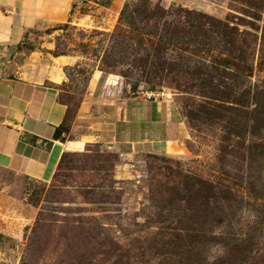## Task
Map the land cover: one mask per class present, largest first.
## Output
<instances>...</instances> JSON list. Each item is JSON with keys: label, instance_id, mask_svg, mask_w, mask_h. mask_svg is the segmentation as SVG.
I'll use <instances>...</instances> for the list:
<instances>
[{"label": "rangeland", "instance_id": "1", "mask_svg": "<svg viewBox=\"0 0 264 264\" xmlns=\"http://www.w3.org/2000/svg\"><path fill=\"white\" fill-rule=\"evenodd\" d=\"M92 15L43 24L8 54L50 41L79 56L61 93L72 110L92 69L164 91L187 135L125 174L98 144L65 153L47 182L0 168V264H264V0H126L115 18ZM216 20L237 27L234 43Z\"/></svg>", "mask_w": 264, "mask_h": 264}, {"label": "crops", "instance_id": "2", "mask_svg": "<svg viewBox=\"0 0 264 264\" xmlns=\"http://www.w3.org/2000/svg\"><path fill=\"white\" fill-rule=\"evenodd\" d=\"M125 1L0 0V168L47 182L63 153L94 144L118 152L124 174L138 154L179 152L187 127L164 91H129L92 69L72 110L61 93L79 56L54 53L50 41L8 54L43 24L89 21L99 9L112 19ZM63 123L72 137L54 138Z\"/></svg>", "mask_w": 264, "mask_h": 264}, {"label": "trees", "instance_id": "3", "mask_svg": "<svg viewBox=\"0 0 264 264\" xmlns=\"http://www.w3.org/2000/svg\"><path fill=\"white\" fill-rule=\"evenodd\" d=\"M262 1L263 0H247L249 5H251L252 7H256V8H261ZM200 16L205 17V15H203V14H200ZM235 17L237 19H240V16H235ZM216 21L218 24L216 25V28H214V29L217 31V33L219 35H221V38L224 39V41H226L228 44L234 43L236 41L237 34H239L237 31L238 30L237 27H235L233 25L229 26L228 23H223L220 20H216ZM64 123H66V121ZM64 123L59 128L55 129L54 134H53L54 138H59L61 130L67 131V126ZM65 153H67V152H65ZM65 153H63L61 155V158L59 160L57 168L59 167L60 163L62 162V159H63Z\"/></svg>", "mask_w": 264, "mask_h": 264}, {"label": "clouds", "instance_id": "4", "mask_svg": "<svg viewBox=\"0 0 264 264\" xmlns=\"http://www.w3.org/2000/svg\"><path fill=\"white\" fill-rule=\"evenodd\" d=\"M219 253H213L211 255H209V261L215 259V256L218 255Z\"/></svg>", "mask_w": 264, "mask_h": 264}]
</instances>
